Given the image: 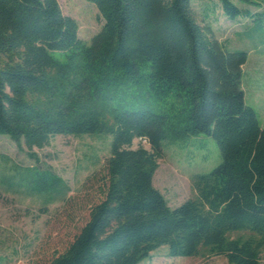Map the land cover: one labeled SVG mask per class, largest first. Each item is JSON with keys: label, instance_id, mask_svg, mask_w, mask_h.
<instances>
[{"label": "trees", "instance_id": "trees-1", "mask_svg": "<svg viewBox=\"0 0 264 264\" xmlns=\"http://www.w3.org/2000/svg\"><path fill=\"white\" fill-rule=\"evenodd\" d=\"M87 1L103 19L88 43L58 0H0V134L28 150L58 133L111 135L101 198L45 264H137L160 246L171 256L208 247L227 264H261L264 126L244 101L247 51L226 48L191 0ZM217 1L228 18L264 17V0H237L255 11ZM120 88L174 101L161 113L107 105ZM196 133L215 140L220 161L193 175L194 197L170 206L152 183L161 142ZM138 136L150 149L132 146ZM20 180L36 192L65 188L48 167ZM238 230L248 235L227 236Z\"/></svg>", "mask_w": 264, "mask_h": 264}, {"label": "rangeland", "instance_id": "rangeland-1", "mask_svg": "<svg viewBox=\"0 0 264 264\" xmlns=\"http://www.w3.org/2000/svg\"><path fill=\"white\" fill-rule=\"evenodd\" d=\"M234 1L241 7L246 5ZM58 2L62 12L76 21L79 38L88 43L103 22L97 7L87 0ZM190 4L196 20L209 22L226 48L250 51L241 85L245 103L264 126V17L228 18L217 0H191ZM246 6L251 11L258 9ZM173 101L172 95L155 99L145 88H120L111 91L106 104L161 113ZM110 139L111 135L104 132L58 133L50 136L44 146L28 150L22 138L0 134V264H45L67 246L86 220L91 205L102 196ZM137 145L150 149L149 143L135 137L132 146ZM219 161L216 142L208 134L166 138L161 142L152 183L174 206L195 196L193 175L209 172ZM34 166L48 167L58 175L65 183L63 191L31 190L20 177ZM247 235L246 230L227 233L230 238ZM259 258L264 264V248ZM137 264H227V260L208 247H200L195 255L171 256L166 246H160Z\"/></svg>", "mask_w": 264, "mask_h": 264}, {"label": "crops", "instance_id": "crops-1", "mask_svg": "<svg viewBox=\"0 0 264 264\" xmlns=\"http://www.w3.org/2000/svg\"><path fill=\"white\" fill-rule=\"evenodd\" d=\"M249 56H250V51L248 50L247 51V58H246V61L244 62V64H242V67H241V77L243 76V73L245 72V63L249 60Z\"/></svg>", "mask_w": 264, "mask_h": 264}, {"label": "built area", "instance_id": "built-area-1", "mask_svg": "<svg viewBox=\"0 0 264 264\" xmlns=\"http://www.w3.org/2000/svg\"><path fill=\"white\" fill-rule=\"evenodd\" d=\"M140 141H142L143 143H149L148 139L146 136H138L137 137Z\"/></svg>", "mask_w": 264, "mask_h": 264}]
</instances>
